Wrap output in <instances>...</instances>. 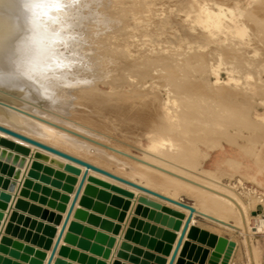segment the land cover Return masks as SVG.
I'll list each match as a JSON object with an SVG mask.
<instances>
[{
	"label": "rangeland",
	"instance_id": "374dc122",
	"mask_svg": "<svg viewBox=\"0 0 264 264\" xmlns=\"http://www.w3.org/2000/svg\"><path fill=\"white\" fill-rule=\"evenodd\" d=\"M85 3L57 25L80 76L62 87L41 83L44 92L32 95L0 87V103H21L24 113L77 135L89 146L78 156L108 170L143 182L130 170L145 166L184 185L176 197L189 204L198 205L190 188L239 197L248 220L230 217L239 228L229 229L195 216L205 237L189 240L182 262L264 264V0ZM106 152L127 163L106 165ZM32 153L0 145V240L11 236L8 251L19 252L0 251V264L43 261L75 181L73 166ZM101 183L89 182L55 264H162L181 211Z\"/></svg>",
	"mask_w": 264,
	"mask_h": 264
},
{
	"label": "bare ground",
	"instance_id": "6f19581e",
	"mask_svg": "<svg viewBox=\"0 0 264 264\" xmlns=\"http://www.w3.org/2000/svg\"><path fill=\"white\" fill-rule=\"evenodd\" d=\"M86 1L87 0H65V3L68 5L67 7H65L64 9H62L59 12H50V14H49L50 18L48 20L43 21V23H36V21L34 20V18L32 16V13L28 7L29 0H0V87H2L4 89L6 88V89L17 90L20 93V95L21 94L24 95L26 93L25 90H28L29 92L32 91V93H31V95H32L34 90H36L35 92H37L38 90H39V92L40 91L44 92V88L42 87L41 83L46 85V87H48V86L52 87V86H56V84H59V85L61 83L63 84V82L65 81L67 76H72L74 78V80L76 78H78V76H80V74L77 72H74L75 70L73 68L58 69V68H55V66L52 65V63L55 64L57 58H59V59L65 60V62L71 64L70 60L68 59L69 56L67 55L66 52L68 51V48L73 47V45L71 46L66 41V43L68 44V45H66L67 47L64 49L60 48V46H59L60 42H64V39H61L59 37V35H58V37L56 36V33L59 32V30H58L59 28L57 27V25H58V23H61L62 19H64L65 16H67V14H70L72 12L73 7L76 8L77 6L84 4ZM89 1H92V0H89ZM88 6H90L89 3H88ZM86 7H87V5H86ZM104 7H105V5H104ZM99 8H101V7H99ZM77 9H79V8H77ZM98 10H100V9H98ZM75 12H77V11H75ZM227 12H225V13H227ZM74 13H72V14H74ZM70 15H68V16H70ZM102 15H100V16H102ZM89 16H90V14H89ZM51 17H59L60 19L58 22L53 23L51 20ZM92 17H94V16H92ZM74 19H76V18H74ZM87 20H88V18H87ZM71 21H72V18H71ZM66 22H65V24H66ZM72 22H70V23H72ZM81 23L83 24V21ZM90 24H91V22H90ZM90 24L88 23V25H90ZM98 24L99 23H97V25ZM67 25H68V23H67ZM85 27H86V25H85ZM83 28H84V26H83ZM91 28H92V26H91ZM83 39L84 38H81V39L77 38V42L79 40L81 43V41ZM53 41H55V42H53ZM77 42H75V46L78 48H83L81 46V44L79 42L78 43ZM82 43H84V42H82ZM65 83H67V85H69V82L65 81L64 84ZM60 87H62V85H60ZM7 91L10 92V90H7ZM15 92L13 94H15ZM56 93H57V91H56ZM56 93H54V94H56ZM55 97H53V98H55ZM23 99H25V98H23ZM23 99L21 101H23ZM6 101H9V100H6ZM3 102H5V101H3ZM22 107H24V106L21 103H18L15 101H13L11 104H10V102L6 103V104L0 103V124L6 126L8 128H11L15 131L21 132L27 136L32 137V138L38 139L39 141H41L43 143L51 145V146H53L57 149H60L66 153H69L73 156L81 158V159H83V160H85V161H87V162H89V163H91L97 167L105 169L106 171H109L110 173H112L116 176H119V177H122L124 179L129 180V181L135 182V183L142 185V186H144L150 190H153V191H156L160 194H163L169 198L179 200L176 197L177 191L185 190L187 188L184 185L178 184L177 182L172 181L166 177L152 173L151 171L147 170V168H145V166H143L144 168L138 167V166H132L131 170H130L132 177H133V174H135V175H140V179H142V177L145 178L143 180H146V181H143V182L134 180L128 176L120 175L118 170L117 171L119 174L111 171V169L108 170L107 168L104 167L105 164H101V165H103V166H101V165L96 163L98 161L97 160L98 158L96 159V162H95V160L93 161L92 155H94L93 153H96V150H95L96 148L94 149L95 151H93L91 153L92 155L89 153V155L92 156V159H91L92 161L88 160V159H90L89 157H88V159H86V158H84V156H82L83 157L82 158L80 155L78 156V152H80V150L82 152V149L85 148V146H86L85 145L86 142L85 143L82 142L83 140H81V141L80 140H72V139H74L73 138L74 135H70L66 132H63V131H61V129L60 130H56V128L53 129V127H50L49 124L48 125L44 124L43 122L37 120L33 115H31V114L28 115L26 112L24 113V111L22 110ZM49 121H51V120H49ZM157 126H158V123H157ZM69 133H71V132H69ZM75 136H77V135H75ZM0 139H7L9 141L14 142L15 144L27 146L24 143H22L21 141H18L12 137L6 136L5 134H2L1 132H0ZM77 139H79V138H77ZM82 139H84V138H82ZM87 141H88V139H87ZM60 145H61V147H62V145H64L66 149L65 150H63L64 148L61 149ZM87 146L85 148L86 151H88L87 148L89 147V146L88 147ZM27 147L29 148V151L33 152L32 155H34V152H38V153H41L42 155H46L50 158L59 160L62 163H64L65 165L66 164H68L69 166L71 165L74 167V169L76 168V170H77V174L75 176V181L73 182V186H72V188L70 190V194H69V199L67 200V205L65 206L64 210L61 212L60 222L58 223L56 229L53 231V234L51 235L52 239H51L49 249L45 253V256H44L45 258L43 259V261H41V263L39 261L40 264H46V261L48 259L49 254H50V251H51V248H52L53 243L55 242V239L58 235L62 221L64 220V217H65L66 212L68 210V207L71 203V200H72L73 195L75 193L76 187L79 183L81 175L84 171V168L79 166V165H76L72 162L66 161L62 158H59L55 155H52L46 151L40 150L34 146H27ZM81 152L79 154H81ZM74 153L75 154L77 153V155H75ZM86 153H88V152H86ZM97 153H99V152H97ZM82 154H84V153L82 152ZM84 155H86V154H84ZM89 155H87V156H89ZM102 155L103 154H100L99 157L102 159L103 162L105 161L104 163H106V165L108 163L111 164L112 162H116L114 164L118 163V164H120V166H124L125 165L124 163H127V160H126V162L123 160L120 161L119 159L117 160L114 155H111V157H109L110 156V154H109V156L107 157V152H106V156L105 155L102 156ZM112 156L115 159L112 158ZM33 157H35V155ZM94 157L96 158V156H94ZM100 158H99V160H100ZM73 171L75 172V170H73ZM129 174L127 173V175H129ZM124 175H125V173H124ZM93 180H95L96 182L101 181L102 183H105L108 185L114 184V185H118L120 187H125L127 189L134 191L135 193L150 197L148 199L150 201H151V198H153V199H155V200H157V201H159L165 205H169L170 207L173 208V210L176 209V210L181 211L179 219L176 220L177 223L176 222L174 223L175 229H176L175 235H174V237H173V235H171L169 237L170 240L173 238V241L170 244L168 250H166V251L164 250L165 251L164 253H166V254H165V258L162 260V264H167L171 254H172V251L176 245V242L178 240V237L180 235V232L182 230L183 224L185 222V219H186L189 211L186 209H183L181 207H178V206L169 204L167 202L161 201L155 197L149 196V195H147L141 191H138V190L133 189L129 186L123 185L117 181H114L108 177H105V176L100 175L98 173H95L93 171H89V173H88L87 179L83 185V188L81 190L79 198L75 204V207L73 209V212L71 214L69 222H68L66 229L63 233L59 247L63 244L65 238L67 237V232L70 229L71 225L73 224V222H72L73 218L75 217V215L77 213V209L79 208V206L81 204L82 198H83V196L87 190L89 182H91ZM150 181L155 182V183L152 184V183H150ZM156 182H157V184L159 182L160 184H162V186L165 185L167 187L173 188L174 191L176 190V192H170V191H168V189H166L167 187H164V186L163 187L166 190L165 189L163 190L160 188L158 190L157 187H155ZM160 184H158V185H160ZM221 185L225 186V184H221ZM162 186H159V187H162ZM201 186H199V187H201ZM216 187H218V186H216ZM220 188H221V186H220ZM223 188L224 187H222V189ZM194 189L190 188L189 190L192 194H194V196L198 200V205H192L191 204L195 209V213L193 215L192 222L190 223L189 228H188V230H187V232L183 238L182 244L179 248V251H178V254H177L176 259L174 261V264H178V262L180 260L182 261L181 255H182L183 249L185 248L187 243H190L189 240H191V238L194 237V233H195L196 229H198V227L194 223L195 216H201L210 222L216 223L217 225H220V226H223V227H226L229 229H231V228L234 229L233 227L239 228V226H237L236 224H234V223L231 224L229 222L228 219L230 217L236 218V216L239 215V213H241V215H240L241 217H243V216L245 217V214L243 212L245 211L246 208L244 206V203L242 202V200H240L239 197H237V196H233V197L226 196L225 194H222V192H224V191H219L220 190L219 187H218V189L216 188V190H218L219 192L215 191V189L213 190V188H211L213 193L207 192V194L197 192ZM224 190H225V188H224ZM152 201L154 203V200H152ZM153 205H155V203ZM242 214H244V215L242 216ZM245 219H246V221L248 220L246 217H245ZM245 219H244V221H245ZM253 224H255V222H253ZM59 247L57 249V252H56L51 264L56 263L55 261H56V257H57Z\"/></svg>",
	"mask_w": 264,
	"mask_h": 264
},
{
	"label": "water",
	"instance_id": "95a60500",
	"mask_svg": "<svg viewBox=\"0 0 264 264\" xmlns=\"http://www.w3.org/2000/svg\"><path fill=\"white\" fill-rule=\"evenodd\" d=\"M0 132L2 134H5L6 136H9V137H12V138H14V139H16L18 141H21L22 143H24L27 146H34V147H36V148H38L40 150L46 151V152H48V153H50L52 155H55V156H57L59 158H62L64 160H66V161L72 162V163H74L76 165H79V166L84 168V171H83V173L81 175V178L79 180V183H78V185L76 187L75 193H74L73 198L71 200V203H70V205L68 207V210L66 212L64 220L62 221V224H61L60 230L58 232V235H57V237L55 239V242L53 243V246L51 248V251H50V254H49L48 259L46 261V264H51L52 261H53V258H54L55 254L57 252V249L59 247V244H60V241L62 239L63 233H64V231L66 229V226H67V224L69 222V219H70L71 214L73 212V209L75 207V204H76V202H77V200L79 198V195L81 193L83 185H84V183H85V181L87 179L89 171H93L95 173H98L100 175L108 177V178H110V179H112L114 181H117V182H119V183H121L123 185L129 186V187H131L133 189L141 191V192H143V193H145V194H147L149 196L155 197V198H157V199H159L161 201L167 202L169 204L181 207V208L186 209V210L189 211V213H188V215H187V217L185 219V222L183 224V227H182V230L180 232V235L178 237V240L176 242V245H175V247H174V249L172 251V254H171L170 258H169V261L167 263V264H174V261L176 259L177 254H178V251H179V248H180V246L182 244L183 238H184V236H185V234H186V232H187V230L189 228L190 223L192 222V218H193V215L195 213V209H194V207L191 204L183 201L182 199L175 200V199L169 198V197H167V196H165L163 194H160V193H158L156 191L150 190V189H148V188H146V187H144L142 185H139V184H137L135 182H132V181H129V180L124 179L122 177L116 176V175L110 173L109 171H106L105 169L97 167V166H95V165H93V164H91V163H89V162H87V161H85V160H83L81 158L73 156V155H71L69 153H66V152H64V151H62L60 149H57V148H55V147H53L51 145L43 143V142L39 141L38 139L32 138L30 136H27V135H25V134H23L21 132L15 131V130H13L11 128H8V127H6L4 125H1V124H0ZM0 145L3 146V147L6 146V148H8V149H11V150H14V151L23 152V153H27L29 151V148L27 146H23V145H20V144H15L14 142L9 141L7 139H0ZM9 156H10V153H9ZM16 174H18V172H16ZM7 183L8 182L5 181L3 185L6 186ZM13 185L14 184L12 183L10 188H12ZM112 185H114V184H112ZM2 196L6 197L5 195H2ZM13 218H14V216H12V219ZM5 230H6L7 234H10L11 227L7 226ZM14 232H15V230H14ZM204 237H205V235H203V234L200 237H198V229H196V231L194 233V237H192V238L193 239L198 238L200 240H203ZM213 239H214V237L212 238V240ZM11 240H12L11 236H9V235H4L1 238V240H0V242H1L0 243V251L1 252H7L8 251L7 246L12 243ZM188 246H189V243H187V245L183 249L181 257L185 256V253H186L187 250L190 252L191 248H189ZM8 252H9V254L12 257H15V258L19 257V252L16 251L14 248L11 249V250L9 249ZM162 260H160L159 263H161ZM178 264H183V262L180 260L178 262Z\"/></svg>",
	"mask_w": 264,
	"mask_h": 264
},
{
	"label": "snow or ice",
	"instance_id": "6c2138e0",
	"mask_svg": "<svg viewBox=\"0 0 264 264\" xmlns=\"http://www.w3.org/2000/svg\"><path fill=\"white\" fill-rule=\"evenodd\" d=\"M68 5L65 3V0H29V10L32 13V16L36 23H43V21L48 20L50 18V12H59ZM59 17H51L53 23L59 21ZM58 33L56 36L58 37ZM55 68L65 69L71 68V64L65 62L63 59L57 58L55 64Z\"/></svg>",
	"mask_w": 264,
	"mask_h": 264
},
{
	"label": "clouds",
	"instance_id": "9594fccd",
	"mask_svg": "<svg viewBox=\"0 0 264 264\" xmlns=\"http://www.w3.org/2000/svg\"><path fill=\"white\" fill-rule=\"evenodd\" d=\"M53 42H55V41H53Z\"/></svg>",
	"mask_w": 264,
	"mask_h": 264
}]
</instances>
